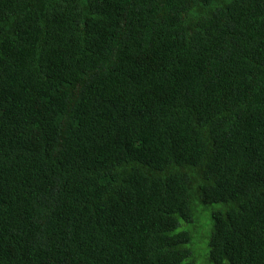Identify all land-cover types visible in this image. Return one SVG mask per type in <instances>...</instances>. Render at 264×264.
<instances>
[{"label": "trees", "instance_id": "obj_1", "mask_svg": "<svg viewBox=\"0 0 264 264\" xmlns=\"http://www.w3.org/2000/svg\"><path fill=\"white\" fill-rule=\"evenodd\" d=\"M0 264H264V0H0Z\"/></svg>", "mask_w": 264, "mask_h": 264}, {"label": "rangeland", "instance_id": "obj_2", "mask_svg": "<svg viewBox=\"0 0 264 264\" xmlns=\"http://www.w3.org/2000/svg\"><path fill=\"white\" fill-rule=\"evenodd\" d=\"M204 230V225H200L196 232L194 233V238H193V247H194V243H195V240L196 238L198 237V235Z\"/></svg>", "mask_w": 264, "mask_h": 264}]
</instances>
